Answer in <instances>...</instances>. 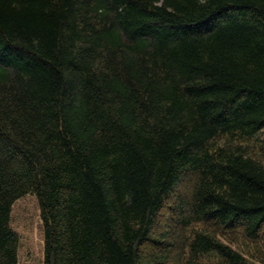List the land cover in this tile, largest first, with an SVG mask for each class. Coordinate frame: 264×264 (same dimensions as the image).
Masks as SVG:
<instances>
[{
    "label": "trees",
    "instance_id": "obj_1",
    "mask_svg": "<svg viewBox=\"0 0 264 264\" xmlns=\"http://www.w3.org/2000/svg\"><path fill=\"white\" fill-rule=\"evenodd\" d=\"M259 143L264 0H0V264H264Z\"/></svg>",
    "mask_w": 264,
    "mask_h": 264
},
{
    "label": "rangeland",
    "instance_id": "obj_2",
    "mask_svg": "<svg viewBox=\"0 0 264 264\" xmlns=\"http://www.w3.org/2000/svg\"><path fill=\"white\" fill-rule=\"evenodd\" d=\"M220 144H224V140L221 141ZM253 147V151L252 153L256 156V158H258L260 161H262L264 163V146L263 144L259 143L256 144ZM251 149V148H250Z\"/></svg>",
    "mask_w": 264,
    "mask_h": 264
},
{
    "label": "bare ground",
    "instance_id": "obj_3",
    "mask_svg": "<svg viewBox=\"0 0 264 264\" xmlns=\"http://www.w3.org/2000/svg\"><path fill=\"white\" fill-rule=\"evenodd\" d=\"M9 66H10V65H9ZM8 68H9V67H8ZM6 69H7V68H6ZM9 70H10V69H9ZM12 70H13V69H12ZM12 70H11V71H12ZM5 73H6V72H5ZM7 73H8V72H7Z\"/></svg>",
    "mask_w": 264,
    "mask_h": 264
}]
</instances>
